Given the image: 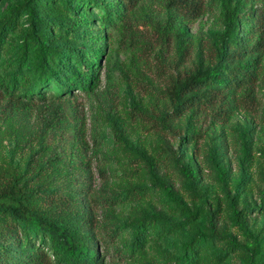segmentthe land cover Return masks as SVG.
<instances>
[{"label": "rangeland", "instance_id": "obj_1", "mask_svg": "<svg viewBox=\"0 0 264 264\" xmlns=\"http://www.w3.org/2000/svg\"><path fill=\"white\" fill-rule=\"evenodd\" d=\"M25 1L0 0V168L22 173L31 158L33 168L44 164L38 178L52 194H39L38 207L73 198L76 215L69 222L81 226V237L98 240L100 264H189L181 261L183 247L199 233L205 249L190 264H264L258 261L264 251V47L243 60L255 79L221 104L231 108L228 115L216 111L218 102L170 123L163 119L173 107L166 90L172 81L200 61H216L225 0H194L200 14L193 18L180 2L117 0L109 21L112 0H99L80 7L77 16L87 9L91 18L75 29L67 25L75 13L59 0H41L37 10L53 29L52 41L95 56L91 89L74 85L87 71L75 60L41 87L38 75L17 63L32 24L27 14H12ZM228 1L240 6L247 43L264 38V19L248 17L251 8L258 17L264 13V0ZM14 77L22 95L16 102L1 85ZM28 88L40 90L29 98ZM168 147L176 158L163 152ZM141 154L158 169L150 171ZM143 217L152 223L137 248L132 223Z\"/></svg>", "mask_w": 264, "mask_h": 264}, {"label": "trees", "instance_id": "obj_2", "mask_svg": "<svg viewBox=\"0 0 264 264\" xmlns=\"http://www.w3.org/2000/svg\"><path fill=\"white\" fill-rule=\"evenodd\" d=\"M41 0H27L13 10V16L19 12L27 14L32 24V29L25 37V44L18 48L16 53L17 63H25L38 75L41 86L49 84L59 78L62 67L71 60L82 63L87 71L82 72L73 79L74 85L84 89H91L94 82L92 72L95 56L83 53L79 48L66 45L64 42H53L51 39L52 27L45 15L41 14L37 7ZM70 11L75 13L67 25L75 29L88 24L90 14L86 9L78 17L77 13L81 6L87 4L99 5V0H59ZM109 2L106 9V21H109L115 7V2ZM122 3H132L133 0H120ZM121 2H118L121 4ZM181 3L187 18L198 17L200 6L194 0H171L176 6ZM118 4V5H120ZM123 4V5H124ZM240 6H232L228 0L222 4V16L225 23L224 31L216 34V61L206 64L200 61L192 68L186 70L183 77H178L166 88L172 102V111L163 114L164 121L171 122L182 117L188 110L197 109L201 106H212L220 102L218 112L228 115L229 107L221 104L230 103L231 95L241 87H249L255 79V72L249 62H243L248 53H253L264 47V38L261 36L253 45L245 40L244 30L241 23ZM108 13V14H107ZM248 17L254 20L264 19V13L260 16L255 14L254 8L248 12ZM174 18V15L171 16ZM7 21L4 22V27ZM58 29L62 27L59 23ZM252 26V31H255ZM184 26L179 24V34L184 33ZM258 31V30H257ZM0 37V45L3 43ZM94 57V59L92 58ZM93 59V60H92ZM90 73V74H89ZM17 78L1 80L2 87L10 94L12 101H17L21 94H17ZM39 88H28L25 97L33 98L38 94ZM22 96V95H21ZM168 123V124H169ZM185 140V138H182ZM163 152L168 154L169 159L176 158L174 150L170 147ZM145 166L150 171L158 169L157 163L151 158L141 154ZM168 157H166L168 159ZM160 163H164L160 159ZM39 167L32 166V158L29 160L24 172L15 168H0V264H43L46 260H53L54 264H100L99 243L93 236L85 238L78 233L79 224L70 223L72 215H76V202L73 198H54L50 201V209L39 208L36 200L39 194H52L47 181L39 179ZM189 169L181 166L180 170ZM194 173V168H191ZM39 179L38 181H35ZM32 181H35L32 183ZM144 188V187H142ZM146 189V188H145ZM136 188L126 192H135ZM58 196V195H57ZM60 197V196H58ZM58 200V201H57ZM44 201V200H42ZM219 205V203H218ZM218 205L212 211V226L215 227L218 219L216 211ZM48 206V207H49ZM192 217L196 216L186 206H182ZM151 220L143 217L140 221L132 223L134 226L135 246L141 247L147 224ZM211 235L217 237L216 231ZM238 244V243H232ZM105 246V244H103ZM185 255L183 263H195L198 254L205 249L204 235L199 233L193 236L190 242L183 247ZM259 262L264 261V251H260Z\"/></svg>", "mask_w": 264, "mask_h": 264}]
</instances>
